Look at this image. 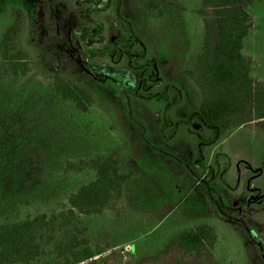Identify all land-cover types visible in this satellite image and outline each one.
Here are the masks:
<instances>
[{
	"label": "trees",
	"instance_id": "obj_1",
	"mask_svg": "<svg viewBox=\"0 0 264 264\" xmlns=\"http://www.w3.org/2000/svg\"><path fill=\"white\" fill-rule=\"evenodd\" d=\"M42 1L45 7L50 6L47 22L34 21L37 11L32 0H21L22 8L9 17L0 36L1 76L12 82L28 81L40 63L50 75H37L39 81L33 90L50 91L82 113L98 109L96 100L71 76L78 73L82 61L106 54L90 42L102 33L103 24L95 18L110 7L111 0H82L78 10L70 0ZM250 2L198 0L193 15L199 20L200 46L183 73L196 87L199 102L184 122L196 123L210 134L209 140L197 141L191 163L209 175L203 187L219 219L233 235L230 239L240 251L237 264H264V230L259 221L264 216V179L259 180L264 174V82L251 77L252 61L243 53L252 28L247 10ZM25 11L30 12L31 19ZM76 18L78 29L71 27ZM168 23L159 15L156 20L148 19L146 36L155 40L158 32L167 30ZM135 41L136 34L128 31L116 45L125 66L137 74V85L128 86L126 94L139 97L148 85V76L141 63L145 52L134 51ZM153 97L161 99L163 95ZM11 100L0 97V107ZM169 109L165 103L160 130L168 125ZM220 143H225L227 151L213 152L215 160L238 154L235 174L239 196L229 205L216 194L215 175L207 163L208 152ZM256 149L259 153L253 151ZM4 160H0V264H222L216 255L219 233L207 224L182 229L155 254L139 257L88 239L82 217L103 213L118 216L126 197L136 202L140 215L152 216L155 221L165 217L172 207L167 177L152 176L155 184L147 181L145 190L139 189L133 173L123 169L115 153L65 158L55 167L42 166L26 175L16 167H6ZM243 172L246 175L240 176ZM76 176L82 177L68 180Z\"/></svg>",
	"mask_w": 264,
	"mask_h": 264
},
{
	"label": "rangeland",
	"instance_id": "obj_2",
	"mask_svg": "<svg viewBox=\"0 0 264 264\" xmlns=\"http://www.w3.org/2000/svg\"><path fill=\"white\" fill-rule=\"evenodd\" d=\"M32 1L37 11L34 21H49L50 6L45 7L42 0ZM70 1L76 10L84 4L82 0ZM20 5L21 0H0V36L11 14L22 8ZM197 5L198 0H158V3L111 0L108 9L98 18L93 17L103 24V31L90 45L93 42L96 50L103 49L106 54L82 61L78 73L71 78L96 100V110L82 113L70 101L53 97L50 91L33 90L34 83L39 81L37 75H50L49 69L40 63L39 70L28 81L12 82L0 74V97L12 98L0 107V160L4 158L2 163L6 167L25 171L26 175L42 166L55 167L65 158L115 153L123 169L133 173L139 189L147 181H153L152 176L169 178L172 207L165 217L155 221L152 216L137 213L136 202L126 197L118 216L103 213L82 217L91 243L108 245L126 255H152L182 229L207 224L220 236L216 248L218 259L222 264H237L240 251L230 239L233 235H229L203 187L209 175L193 168L191 163L197 141L209 140L210 134L196 123L184 122L199 102L196 87L183 73L200 46L199 20L193 15ZM247 10L252 28L244 41L243 53L252 61L251 77L264 82V0H251ZM25 13L28 19L32 18L30 12ZM158 15L168 20V28L151 41L146 36V22L156 20ZM74 26L78 29V19L72 21L71 27ZM128 31L136 34L134 51L145 52L141 63L147 68L148 85L139 97L126 94L128 86L137 85V74L125 66L120 46L116 45L118 38ZM79 51H83V46ZM157 94L163 98L153 97ZM165 103L170 106L168 125L160 130ZM218 151L226 153L225 143L216 145L207 154L208 167L215 175L214 190L226 204H234L239 196L235 174L239 167L238 154L215 160L213 152ZM253 151L259 153L257 149ZM259 221L264 230V216Z\"/></svg>",
	"mask_w": 264,
	"mask_h": 264
}]
</instances>
